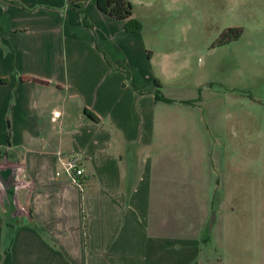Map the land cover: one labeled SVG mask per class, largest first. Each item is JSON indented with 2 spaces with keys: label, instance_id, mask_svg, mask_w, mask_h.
I'll use <instances>...</instances> for the list:
<instances>
[{
  "label": "crops",
  "instance_id": "obj_1",
  "mask_svg": "<svg viewBox=\"0 0 264 264\" xmlns=\"http://www.w3.org/2000/svg\"><path fill=\"white\" fill-rule=\"evenodd\" d=\"M82 9L86 24L68 0H0V168L23 184L0 197V264H228L213 203L220 190L230 207L232 188L208 171L199 106L130 52L145 49L134 13L128 32L96 0Z\"/></svg>",
  "mask_w": 264,
  "mask_h": 264
},
{
  "label": "rangeland",
  "instance_id": "obj_2",
  "mask_svg": "<svg viewBox=\"0 0 264 264\" xmlns=\"http://www.w3.org/2000/svg\"><path fill=\"white\" fill-rule=\"evenodd\" d=\"M130 2L146 49L136 40L130 52L140 46L150 57L165 96L199 106L208 171L231 185L230 207L220 206V190L213 203L215 229L226 224L234 248L226 262L264 264V203L258 220L244 200L264 188V0Z\"/></svg>",
  "mask_w": 264,
  "mask_h": 264
},
{
  "label": "trees",
  "instance_id": "obj_3",
  "mask_svg": "<svg viewBox=\"0 0 264 264\" xmlns=\"http://www.w3.org/2000/svg\"><path fill=\"white\" fill-rule=\"evenodd\" d=\"M68 1L72 8L80 12V14L82 15V20L86 24V15L82 9L85 0ZM96 6L101 12L117 20L126 21L125 29L128 30V32H137V30L140 29L139 21H137L136 19H131L133 11L130 0H96ZM229 32H231V29H229L228 33H225L223 37L227 36ZM238 36L239 35H236L234 36V38L236 39ZM155 85L157 87H160L157 81H155ZM155 94H158V92H156ZM156 98H160L163 101H168L167 99L158 95H156Z\"/></svg>",
  "mask_w": 264,
  "mask_h": 264
},
{
  "label": "water",
  "instance_id": "obj_4",
  "mask_svg": "<svg viewBox=\"0 0 264 264\" xmlns=\"http://www.w3.org/2000/svg\"><path fill=\"white\" fill-rule=\"evenodd\" d=\"M16 171L12 168H0V197L6 198L8 206L11 201H15L18 189L23 187L17 179Z\"/></svg>",
  "mask_w": 264,
  "mask_h": 264
},
{
  "label": "built area",
  "instance_id": "obj_5",
  "mask_svg": "<svg viewBox=\"0 0 264 264\" xmlns=\"http://www.w3.org/2000/svg\"><path fill=\"white\" fill-rule=\"evenodd\" d=\"M63 166L67 173L71 176V178L76 182V180L83 175V170L81 168V162L76 157H69L67 158Z\"/></svg>",
  "mask_w": 264,
  "mask_h": 264
}]
</instances>
